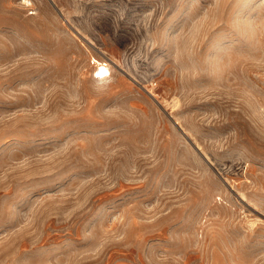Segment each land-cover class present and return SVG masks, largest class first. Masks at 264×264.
I'll return each mask as SVG.
<instances>
[{"label":"rangeland","instance_id":"374dc122","mask_svg":"<svg viewBox=\"0 0 264 264\" xmlns=\"http://www.w3.org/2000/svg\"><path fill=\"white\" fill-rule=\"evenodd\" d=\"M28 1L0 0V264H264V0Z\"/></svg>","mask_w":264,"mask_h":264},{"label":"snow or ice","instance_id":"6c2138e0","mask_svg":"<svg viewBox=\"0 0 264 264\" xmlns=\"http://www.w3.org/2000/svg\"><path fill=\"white\" fill-rule=\"evenodd\" d=\"M98 75H101V76H103V75H106V73L104 72V70H103V69H101V71H100V73H98Z\"/></svg>","mask_w":264,"mask_h":264},{"label":"bare ground","instance_id":"6f19581e","mask_svg":"<svg viewBox=\"0 0 264 264\" xmlns=\"http://www.w3.org/2000/svg\"><path fill=\"white\" fill-rule=\"evenodd\" d=\"M23 1H24V3H26V4L29 3L28 0H23ZM30 4H31V2H30ZM28 5H29V4H28ZM34 12H36V11H34ZM34 12H33V14H35ZM31 13H32V12H31ZM103 76L105 77V75H103Z\"/></svg>","mask_w":264,"mask_h":264},{"label":"built area","instance_id":"2783aa9c","mask_svg":"<svg viewBox=\"0 0 264 264\" xmlns=\"http://www.w3.org/2000/svg\"><path fill=\"white\" fill-rule=\"evenodd\" d=\"M98 73H99V72H97V77H98V78H102V77H104V76L98 75ZM106 75H108V74H106Z\"/></svg>","mask_w":264,"mask_h":264}]
</instances>
